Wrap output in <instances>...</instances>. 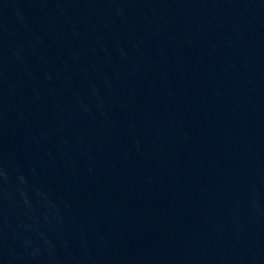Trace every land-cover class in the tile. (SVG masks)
Listing matches in <instances>:
<instances>
[{
  "label": "water",
  "instance_id": "95a60500",
  "mask_svg": "<svg viewBox=\"0 0 264 264\" xmlns=\"http://www.w3.org/2000/svg\"><path fill=\"white\" fill-rule=\"evenodd\" d=\"M0 264H264V0H0Z\"/></svg>",
  "mask_w": 264,
  "mask_h": 264
}]
</instances>
